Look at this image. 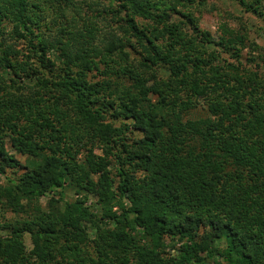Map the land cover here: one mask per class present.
<instances>
[{
    "label": "trees",
    "instance_id": "1",
    "mask_svg": "<svg viewBox=\"0 0 264 264\" xmlns=\"http://www.w3.org/2000/svg\"><path fill=\"white\" fill-rule=\"evenodd\" d=\"M110 1L100 41L75 0H0V171L20 172L0 205L26 214L0 224V264H264V75L241 61L260 48L226 22L218 40L201 31L208 0ZM239 1L264 16V0ZM54 49L63 75L22 81Z\"/></svg>",
    "mask_w": 264,
    "mask_h": 264
},
{
    "label": "rangeland",
    "instance_id": "2",
    "mask_svg": "<svg viewBox=\"0 0 264 264\" xmlns=\"http://www.w3.org/2000/svg\"><path fill=\"white\" fill-rule=\"evenodd\" d=\"M43 1V0H41ZM76 1V9L74 8V15L77 16L79 21V26L83 29L89 28H97L99 30V40L101 41L103 38V34L105 30H109L110 26L116 27L117 19L113 15L117 10V4L114 1L110 0H75ZM48 4H44L46 10V20L43 22L44 25L49 24L54 31H56L59 25H54L53 18H55V12L53 9L48 7ZM245 5H242L239 0H208V6L206 10L203 11L201 15H198L199 18V27L201 31L209 32L215 40H218V27L221 23L226 22L230 24L233 28L240 29L243 33H245L248 37L249 43L256 44L259 48V52H252L251 47H247L243 52V58L241 59L242 64L246 68L256 69V64L259 62L260 64V72L264 75V62L261 58L264 55V16L259 15L255 11L247 10ZM143 24H146L145 21L139 20ZM141 23V24H142ZM45 30V27H44ZM3 41L5 44H10L13 48L20 51V55L17 57L18 61H27V56L31 53V50L28 49V42L25 39H21L17 37V34L12 32V25L8 24V30L3 36ZM38 44V41H35V45ZM261 57H260V54ZM1 54V52H0ZM61 54L60 50L54 49L53 52H50L48 57L52 60L55 65L53 68L43 66L37 58H33L30 60L31 65V74L32 77L22 78L24 82L28 84H33L35 79V74L39 76L41 74L46 75L47 77L55 78L57 76L63 75L62 68L64 65L62 61L58 59ZM136 55L132 53L131 57L134 58ZM224 58L228 62H232V58L229 55H224L221 57V61ZM254 58L255 61H252ZM263 62V63H261ZM35 69V70H34ZM162 75L165 74V70L160 71ZM9 78L10 76L6 74ZM54 76V77H52ZM100 77H97L95 80H98ZM92 79V77H91ZM151 100L155 101L156 97L151 96ZM111 121H115L116 126L121 125L120 121H116L111 118ZM127 123L129 121H126ZM135 136L140 137V134H136ZM7 149L16 156V158L22 163L25 164L28 161V156H22L18 154L11 146L9 139H6ZM96 153L98 155H102L101 150L97 149ZM80 159L83 160L82 156ZM0 164L1 161H0ZM1 168V165H0ZM20 174V172H17ZM13 170L6 169V173L3 174L0 171V184L6 185L8 179L14 178L17 176ZM63 195L65 197L66 202L73 203L77 197H81L76 193L74 189L66 188L63 191ZM88 204L97 208L96 200L97 197L94 193H90ZM48 198H43L41 200L42 206L47 205ZM65 202L62 203V205ZM94 211L97 213V211ZM26 214L21 213L18 214L16 212H12L8 209H5L2 205H0V224L3 223H13L16 221H21L25 219ZM89 233L91 235V240L95 239V234L92 232L95 230V226H89ZM3 235H7L8 233L2 232ZM24 243L27 249L30 251L33 248L32 241L28 235H24L23 237ZM91 246H94L93 244ZM170 249L167 250L169 252ZM171 252V251H170ZM173 252V251H172Z\"/></svg>",
    "mask_w": 264,
    "mask_h": 264
}]
</instances>
